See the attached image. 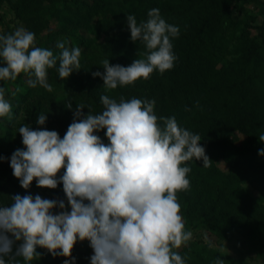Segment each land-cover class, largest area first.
I'll list each match as a JSON object with an SVG mask.
<instances>
[{
    "label": "trees",
    "instance_id": "16d2710c",
    "mask_svg": "<svg viewBox=\"0 0 264 264\" xmlns=\"http://www.w3.org/2000/svg\"><path fill=\"white\" fill-rule=\"evenodd\" d=\"M4 4L17 23L2 33L22 25L35 34L36 46L58 55L57 42L64 38L66 47L81 49V57L80 69L68 78H60L56 67L48 69L51 92L39 85L30 87L24 73L14 81H0L12 111L11 118L0 117V156L5 157L0 160V204L9 205L15 194H30L20 186L9 163L13 151L24 148L18 133L21 125L56 130L62 138L74 119L76 104L85 106L81 111L86 116L89 111H102L101 94L117 101L121 97L154 99L157 117L174 116L178 125L198 133L211 161L208 167L195 158L185 162L191 168L190 186L176 194L185 229H205L227 242L239 238L264 264V190L254 197L245 188L247 181L264 187V157L258 155L264 148L259 140L264 133V20L258 24L247 6L256 5L264 17V0H0V9ZM153 7L179 28V35L172 39L177 57L173 68L154 71L131 85L105 88L103 80L92 75L103 73L104 59L110 65L128 66L144 58V45L130 39L126 15L134 14L139 23ZM40 113L47 115L43 126L36 124ZM105 132L95 134L107 144ZM236 134L243 136L239 144ZM219 161L227 171L218 166ZM31 185L41 188L35 179ZM44 189L54 200H64L70 211L62 184ZM91 250L87 240H77L71 253L75 264H89ZM36 251L40 256L31 264H62L68 259L53 257L44 248ZM176 251L185 264H215L216 258L225 264H251L247 258L189 242Z\"/></svg>",
    "mask_w": 264,
    "mask_h": 264
},
{
    "label": "clouds",
    "instance_id": "9594fccd",
    "mask_svg": "<svg viewBox=\"0 0 264 264\" xmlns=\"http://www.w3.org/2000/svg\"><path fill=\"white\" fill-rule=\"evenodd\" d=\"M147 17L138 23L134 14L126 15L130 39L144 45V58L128 66L110 65L104 59L103 73L92 75L100 77L105 88L131 85L154 71L173 68L177 57L172 39L179 35L178 26L167 23L157 7L149 9ZM56 46L61 49L58 55L36 46L35 34L24 26L0 33V81H14L25 73L30 87L51 92L48 69L56 67L60 78L80 69L79 47L68 48L63 42ZM100 101L102 111L86 116L81 111L85 106L76 104L62 138L56 130L19 127L24 148L10 156L14 177L26 190L34 179L41 188L62 184L70 211L64 200L39 194H15L9 205L0 204V264H22L18 258L31 264L40 256L37 247L53 257H67L62 264H75L71 253L77 240L89 242V264H185L176 249L192 232L185 229L176 194L190 186L191 168L185 162L195 158L203 167L210 165L200 135L178 125L174 116L157 117L154 99L117 101L101 94ZM4 116L11 118L12 111L0 87V117ZM46 120L40 113L36 124L43 126ZM102 129L107 144L95 134ZM259 140L264 141V133ZM258 155L264 157V148ZM215 264L225 261L216 258Z\"/></svg>",
    "mask_w": 264,
    "mask_h": 264
},
{
    "label": "rangeland",
    "instance_id": "374dc122",
    "mask_svg": "<svg viewBox=\"0 0 264 264\" xmlns=\"http://www.w3.org/2000/svg\"><path fill=\"white\" fill-rule=\"evenodd\" d=\"M247 6L248 8L253 10V14L257 19L256 22L258 24H261L264 20V17L260 14L258 7L254 4H249ZM16 23L17 20L15 19L12 10L8 5L4 4L0 9V33H2L6 27H13ZM59 41L63 42L65 46H67L66 39L60 38ZM29 78V75L24 73V79L26 80V82ZM235 140L236 143L239 144L240 142H242L243 136L240 134H236ZM217 164L223 171H227V166L222 161H219ZM245 188L249 190L254 197H257L264 190V187L262 185L255 184L251 181L245 182ZM26 191L33 196L39 194L42 198L53 199L51 193L44 188H36L30 185L29 189H27ZM190 231L192 232V236L188 242L192 246L198 248L214 247L220 252L227 254L233 258L244 257L247 258L251 262V264H259V260L256 255L253 252H249L243 240L239 238L236 241L227 242L221 239H216V237L212 233L205 229H194ZM92 254L93 250H91L90 256Z\"/></svg>",
    "mask_w": 264,
    "mask_h": 264
}]
</instances>
